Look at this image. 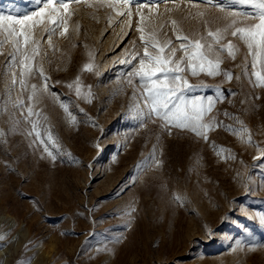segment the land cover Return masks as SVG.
I'll return each mask as SVG.
<instances>
[{"label": "rangeland", "instance_id": "rangeland-1", "mask_svg": "<svg viewBox=\"0 0 264 264\" xmlns=\"http://www.w3.org/2000/svg\"><path fill=\"white\" fill-rule=\"evenodd\" d=\"M106 2L70 3L67 32L59 29L51 44L42 26L33 28V65L50 86L33 101L41 77L21 95L11 45H0V264H264V87L254 85L246 45L230 30L222 42L239 51L234 59L219 52L220 74L184 73L201 85L187 98H214L204 122L217 123L202 129L207 139L149 119L139 79L128 82L139 56L123 62L143 54L138 26L179 48L172 21L196 40L225 27L216 6L256 10L233 0H131L129 21ZM138 4L155 5L142 10V22ZM36 10L35 0H0V15Z\"/></svg>", "mask_w": 264, "mask_h": 264}, {"label": "snow or ice", "instance_id": "snow-or-ice-1", "mask_svg": "<svg viewBox=\"0 0 264 264\" xmlns=\"http://www.w3.org/2000/svg\"><path fill=\"white\" fill-rule=\"evenodd\" d=\"M80 3L81 0H35L37 10L31 15H23L17 18L13 15H0V45L8 43L11 45L10 52V68H18V74L12 72V83L17 82L23 91L28 89V81L36 75H39L43 81L42 87L35 84L31 85V94L28 96L29 101H33L38 93L47 92L49 90V77H47L42 66L37 64L35 67L33 61L40 56L39 41L33 38V28L42 26L44 33L47 34L49 44H51L52 36L59 32L63 36L67 32V18L69 17L70 3ZM163 2V0H158ZM234 3L249 4L256 11L252 14L238 13L228 11L223 6L219 7V11L226 13L223 17L227 21L223 29L218 28L216 31H208L207 37L192 40L187 35L177 33L175 27L176 22L172 21L173 32L176 34V40L181 41L179 48L173 47V41L168 38L161 42L158 39V32L152 29L145 36V29L138 26L137 31L141 33L139 39L143 44V54H131L130 58L123 61L124 63H132L138 59V67H133V70L128 73L132 83V77H136L140 81L143 88L142 96L148 107L146 113L149 119L153 115L162 120L167 125H174L178 128H188L197 136L203 135L207 139L206 133H202V129H207L214 126L217 122L212 118V123H205L206 115L211 112L214 104V98L209 96L205 98L196 96L191 99L187 98L184 93L191 91L193 87L201 85H192L184 76L185 72L192 76H197L199 73H206L208 76H216L221 73L220 64L222 60L219 52L227 51L228 57L234 59L235 53L239 48L231 40L226 44L223 43L224 34L228 33L232 37L237 38L246 45L248 55L253 57L252 73L254 76V85L264 87V0H233ZM131 0H107L105 6L113 10H117L118 16L129 17L133 16L130 7ZM155 5L138 4L136 5V13L139 15L140 21L145 20L144 8H149L151 11ZM123 9V10H118ZM202 15V13H201ZM243 16V19L240 17ZM254 21L249 23L248 21ZM207 38H211L208 40ZM202 41H206L202 43ZM167 50V53H166ZM177 51L183 53L179 59H176ZM215 53V58L210 59V54ZM259 65V70L257 66ZM88 66H86L87 68ZM224 76L227 80L233 78L231 72L225 71ZM239 79V77H237ZM206 86V85H203ZM69 88L72 85H68ZM220 90H217L219 97ZM79 93V89H77ZM55 95V94H54ZM258 98V97H257ZM23 110L25 107L22 100L18 99L14 105ZM67 111V109H65ZM36 115L32 107H28V119L32 123V130L35 131L36 137H40V132L36 131L37 123L31 121V117ZM228 113H225L227 116ZM31 134V133H29ZM4 135L0 132V136ZM43 143V141H41ZM44 151L55 160V156L47 147ZM261 222L264 223V217H261ZM5 240V236L0 235V241Z\"/></svg>", "mask_w": 264, "mask_h": 264}]
</instances>
